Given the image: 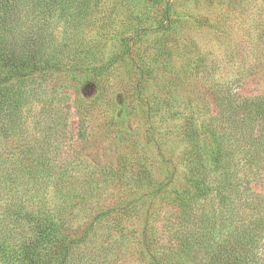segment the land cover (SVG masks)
Segmentation results:
<instances>
[{
    "label": "trees",
    "instance_id": "trees-1",
    "mask_svg": "<svg viewBox=\"0 0 264 264\" xmlns=\"http://www.w3.org/2000/svg\"><path fill=\"white\" fill-rule=\"evenodd\" d=\"M75 2L0 0V263L107 264L110 252L134 236L147 264H264V196L250 184L264 172V95L215 89L218 110L210 123L199 130L193 116L203 111L197 108L186 119L187 151L194 155L187 171L177 177L173 168L160 182L147 179L146 194L112 207L99 204L106 185L95 171L72 174L82 161H60L61 144L50 133L41 139L28 130L44 83L68 72L75 104L89 111L80 79L109 67L86 64L75 46L56 45L55 17H65L67 8L69 15ZM176 6L169 1L157 11L155 21L165 30L180 21ZM245 32L248 41L264 43V18ZM124 50L122 56L132 52ZM202 132L210 144H202ZM114 175L110 170L104 181ZM136 203L147 206L141 233L122 224L137 214Z\"/></svg>",
    "mask_w": 264,
    "mask_h": 264
},
{
    "label": "rangeland",
    "instance_id": "rangeland-1",
    "mask_svg": "<svg viewBox=\"0 0 264 264\" xmlns=\"http://www.w3.org/2000/svg\"><path fill=\"white\" fill-rule=\"evenodd\" d=\"M169 1L177 5L180 21L165 30L155 18ZM161 2L76 0L69 15L68 8L65 17L58 13L56 45L75 46L86 64L109 67L100 76L80 79L89 111L75 104L77 92L68 88L66 72L44 83L28 114L29 131L41 139L50 133L61 144L60 161H82L72 174L95 171L106 185L99 203L106 207L146 194L147 179L160 182L173 168L177 177L187 171L188 156L194 155L187 151L186 119L197 108L203 111L201 118L193 116L199 130L202 122L210 123L218 110L215 89L228 88L235 96L264 95V43L248 41L245 32L264 18L263 0H243V7L236 5L238 0ZM126 47L132 52L122 56ZM202 57L205 65L198 64ZM153 102L158 103L150 116ZM201 136L207 138L203 145L210 144L207 133ZM110 170L119 175L105 182ZM250 184L264 196V172ZM143 208L147 206L136 203L137 214L122 224L141 233ZM136 243V237L126 238L110 252L107 264H147Z\"/></svg>",
    "mask_w": 264,
    "mask_h": 264
}]
</instances>
